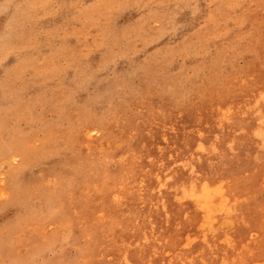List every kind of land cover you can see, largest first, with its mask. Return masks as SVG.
I'll list each match as a JSON object with an SVG mask.
<instances>
[{"label":"rangeland","instance_id":"obj_1","mask_svg":"<svg viewBox=\"0 0 264 264\" xmlns=\"http://www.w3.org/2000/svg\"><path fill=\"white\" fill-rule=\"evenodd\" d=\"M263 94L264 0H0V264H264Z\"/></svg>","mask_w":264,"mask_h":264},{"label":"bare ground","instance_id":"obj_2","mask_svg":"<svg viewBox=\"0 0 264 264\" xmlns=\"http://www.w3.org/2000/svg\"><path fill=\"white\" fill-rule=\"evenodd\" d=\"M264 95V94H263ZM263 97V96H262ZM236 108V107H235ZM259 111V110H258ZM232 112V111H231ZM238 112V111H237ZM230 114V113H229ZM234 114V113H233ZM235 114H236V112H235ZM253 114V113H252ZM263 115V114H262ZM240 116V115H239ZM237 118V117H236ZM240 118V117H239ZM245 118V117H244ZM231 121V120H230ZM227 125V124H226ZM198 178H199V176H198ZM189 183V182H188ZM192 183V182H191ZM205 183V182H204ZM207 184V183H206ZM197 185H199V184H197ZM202 187H200V189H201V194H200V196L198 197V198H200V200H201V203L203 204V205H205L206 206V208L207 207H209V208H213L211 205H210V200H211V198H213V196L215 197V195L216 194H223V192L220 190V188H216V186L213 188V187H211V188H209V187H207V186H205V185H201ZM209 186V185H208ZM211 186V185H210ZM218 187V186H217ZM183 189V188H182ZM186 189V188H185ZM199 189V188H198ZM187 190V189H186ZM195 190V189H194ZM197 190V189H196ZM224 190V189H223ZM193 191V190H192ZM189 192H190V189H189ZM194 192V191H193ZM196 192V191H195ZM184 193V192H183ZM190 194V193H189ZM192 194V193H191ZM190 196V199L193 197V196H195L194 194H192V195H189ZM194 198H196V196L194 197ZM198 198H196V200L198 199ZM176 199V198H175ZM224 198H222L221 199V201L223 200ZM217 201H218V198L216 199ZM221 201H220V198H219V203L217 202V204H221ZM224 201V200H223ZM197 203L198 201H194L193 203ZM216 202V201H215ZM216 204V205H217ZM203 205H202V207H203ZM204 206V207H205ZM196 207V206H195ZM198 207V206H197ZM201 209H203L202 207H201V205L199 206ZM199 207H198V209H199ZM209 208H207L208 210H206V211H209V213L208 214H211V209L209 210ZM220 208V207H219ZM205 209V208H204ZM204 212H206L205 210H203ZM217 212V211H216ZM226 212V211H225ZM212 213H214V211L212 212ZM218 213V212H217ZM205 214V213H204ZM206 214H207V212H206ZM204 217V216H203ZM210 217H208V218H206L205 217V220L207 219L208 221L211 219H209ZM206 220V221H207ZM224 221V220H223ZM208 223V222H207ZM200 224H202V223H200ZM222 224V223H221ZM226 224V223H225ZM210 225V224H209Z\"/></svg>","mask_w":264,"mask_h":264}]
</instances>
